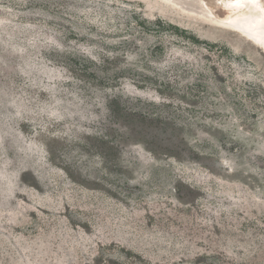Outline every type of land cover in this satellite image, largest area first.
<instances>
[{
	"label": "rangeland",
	"instance_id": "1",
	"mask_svg": "<svg viewBox=\"0 0 264 264\" xmlns=\"http://www.w3.org/2000/svg\"><path fill=\"white\" fill-rule=\"evenodd\" d=\"M0 264H264V50L166 0H0Z\"/></svg>",
	"mask_w": 264,
	"mask_h": 264
},
{
	"label": "bare ground",
	"instance_id": "2",
	"mask_svg": "<svg viewBox=\"0 0 264 264\" xmlns=\"http://www.w3.org/2000/svg\"><path fill=\"white\" fill-rule=\"evenodd\" d=\"M174 5L191 12L198 13L209 19L235 29L245 38L264 50V0H209L211 3L226 11V16L219 19L208 7V0H166ZM218 18V19H217Z\"/></svg>",
	"mask_w": 264,
	"mask_h": 264
},
{
	"label": "trees",
	"instance_id": "3",
	"mask_svg": "<svg viewBox=\"0 0 264 264\" xmlns=\"http://www.w3.org/2000/svg\"><path fill=\"white\" fill-rule=\"evenodd\" d=\"M194 40L197 41L196 38H194ZM92 64L95 65L96 62H94L92 59L89 58L85 63L82 64V67H84V70L83 71L86 72L85 71V68H90L92 66Z\"/></svg>",
	"mask_w": 264,
	"mask_h": 264
},
{
	"label": "water",
	"instance_id": "4",
	"mask_svg": "<svg viewBox=\"0 0 264 264\" xmlns=\"http://www.w3.org/2000/svg\"><path fill=\"white\" fill-rule=\"evenodd\" d=\"M243 37H245V36H243ZM248 41H250L252 44H254V41H252L251 39H249V38H246ZM254 45H256V44H254ZM257 46V45H256ZM257 47H259L261 50H263L260 46H257Z\"/></svg>",
	"mask_w": 264,
	"mask_h": 264
},
{
	"label": "snow or ice",
	"instance_id": "5",
	"mask_svg": "<svg viewBox=\"0 0 264 264\" xmlns=\"http://www.w3.org/2000/svg\"><path fill=\"white\" fill-rule=\"evenodd\" d=\"M235 2H236L237 4H239V3H240V0H235Z\"/></svg>",
	"mask_w": 264,
	"mask_h": 264
}]
</instances>
